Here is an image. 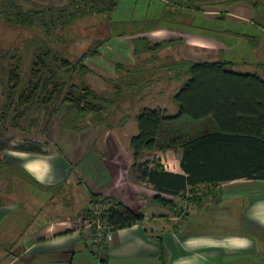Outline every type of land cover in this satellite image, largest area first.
<instances>
[{
  "label": "crops",
  "instance_id": "obj_1",
  "mask_svg": "<svg viewBox=\"0 0 264 264\" xmlns=\"http://www.w3.org/2000/svg\"><path fill=\"white\" fill-rule=\"evenodd\" d=\"M161 1L169 8H176L172 3L174 0ZM223 8L205 5L193 12L194 19L190 25H186L184 20H175L151 29L146 35L151 40H160L181 32L183 38L176 47L177 55L192 60H215L189 56L178 50L185 49L186 46L203 47L209 54L221 50L218 40L196 32V23L198 15L204 14L211 22L222 13L233 26L247 24L244 28L229 30L231 35L228 36L236 39L233 43L241 46L243 52L248 50L253 55L252 60L226 61L232 62V67L243 63L247 69L235 70L256 72L264 79V0H256L255 4L240 0ZM172 25H179L180 28H173ZM113 41H118L116 52L109 48L106 41L102 44V49L109 57H106V61L131 64L134 59L128 37H119ZM235 47L232 52H235ZM98 57H101V53L96 57L97 60L95 57L87 58L92 71L86 76L90 84L91 76H98L102 80L114 76L112 64L109 66ZM156 80L161 83L166 81ZM179 84V81H166V84H161L160 89L156 88L158 86H151L144 93L147 97L143 99V107L160 108L168 114H175L178 104L172 96ZM103 85L106 87L104 80ZM104 86L96 89L102 90ZM137 113L135 111L134 114L122 116L117 134H96L92 138L85 137L84 134L68 136V149L65 153L56 147L52 136H48V152L2 146L0 155L4 160L22 167L36 183L26 182L18 176L0 178L1 183L11 181L13 187V201L0 198V264H177L180 258L193 255L203 257L199 264H264V224L259 222L264 218V146L247 138H230L237 144L229 149L226 147L230 142L229 137L210 135L208 144L213 149L210 150L207 173L213 175L212 179L196 185L187 184L178 194L173 195L155 189L141 175L139 163L145 160L143 157L147 153H155V158L164 170L185 175L181 164L183 147L178 145L170 149L144 151L132 158L129 139L138 131L135 120ZM192 128L203 134L221 132L211 118L195 121ZM224 128L226 131L230 130V124H225ZM120 144L124 145L128 156H121L117 151ZM195 147L201 158L205 151L204 140L198 141ZM8 155L16 157L13 158L17 161H10V157L6 159ZM85 155H88L87 159ZM80 159L83 161L81 168L72 167L73 161L76 163ZM53 162L57 164L54 169L51 167ZM149 162L150 165L154 163ZM74 171L81 178L77 183V196L80 194L85 200L88 199L89 190L108 196H112L110 193L113 192L115 201H121L141 214V219L132 225L112 230V238L105 245L103 258L89 250V229L85 225L74 224L79 215L76 218L73 215L70 219H57L53 215L43 218V210L47 205L36 195L40 196L45 191L49 196L55 187L69 180ZM42 173L44 182L36 179ZM89 177L93 179L90 180ZM35 187L38 193L34 192ZM191 188L202 190L203 194L194 200L187 199ZM14 189L17 198H13ZM157 195L171 198L175 201L176 208L184 206L187 210L182 216H177L173 211L174 207L154 200ZM72 199L74 205H81L76 198ZM61 207L73 212L72 206ZM37 216L41 219L37 220ZM234 237H247L251 246L242 250L227 249L225 246L229 239ZM193 238L197 240V244L186 251V241Z\"/></svg>",
  "mask_w": 264,
  "mask_h": 264
},
{
  "label": "trees",
  "instance_id": "obj_2",
  "mask_svg": "<svg viewBox=\"0 0 264 264\" xmlns=\"http://www.w3.org/2000/svg\"><path fill=\"white\" fill-rule=\"evenodd\" d=\"M235 1L240 0H222V3L208 1L206 6L225 8ZM246 1L256 3V0ZM172 3L178 8L183 6L177 0ZM117 4L118 0H68L66 5L60 7L23 9L13 0H2L0 13L7 23L38 28L43 36L36 34L24 40L21 55L17 59H20L21 67L16 58L8 66L0 63V99L3 96L5 98L0 110V121L25 131L31 116L52 104L50 112L58 116L59 125L77 132L91 131L88 125L100 123L102 118L99 114L123 97L124 90L138 89L145 79L152 80L156 75L155 79L180 82L172 96L178 104V111L171 115L160 108H141L135 116L138 131L130 137L129 149L132 158H136L144 151L164 150L181 145V164L185 175L164 170L158 162L150 165L148 160H143L139 163L141 175L155 189L176 195L187 184L196 185L212 179L213 175L207 173L210 150L213 149L208 144L210 135L229 137L230 142L226 146L229 149L237 144L231 139L237 138H247L264 146L262 77L256 72L235 70L232 62L226 60H192L180 57L175 53L176 47L182 42L178 35L151 40L146 35L147 32L164 23L175 22L173 10L169 9L166 15H155L152 18L112 20L110 15ZM201 7L196 6L197 10ZM85 16L108 18L110 34L91 43L76 57L67 56L51 45L49 37L57 30H64L74 20ZM219 17H224V14L221 13ZM111 36L130 38L134 61L127 65L113 62L114 76L103 78L106 87L99 90L87 80V74L92 71L86 59L99 56L100 46ZM26 59L28 63L24 68ZM205 118H211L221 132L203 134L192 128L195 121ZM225 124H230V130L226 131ZM200 140H204L205 149L201 158L195 147ZM38 145L27 144L21 148L42 151ZM11 176L36 183L22 167L5 161L0 155V178ZM63 186L61 183L54 189L58 190ZM88 195L81 213L74 216L76 218L82 214L80 220L83 219L84 224L86 219L103 218L113 230L130 226L141 219L140 213L110 197H103L91 190ZM154 200L165 206L176 205L173 199L161 195L155 196ZM96 204L99 207L106 204L108 207L96 213L92 209ZM63 206L78 207L71 198ZM88 247L94 253L89 245Z\"/></svg>",
  "mask_w": 264,
  "mask_h": 264
},
{
  "label": "rangeland",
  "instance_id": "obj_3",
  "mask_svg": "<svg viewBox=\"0 0 264 264\" xmlns=\"http://www.w3.org/2000/svg\"><path fill=\"white\" fill-rule=\"evenodd\" d=\"M1 1L2 0H0V2ZM13 1L17 3L20 7L22 6L23 9H30V8L42 9L48 7H60L66 5L68 2V0H13ZM177 1H179V3H181L183 6H181L180 8L178 7L169 8L161 0H153L152 2L143 1V0H118L117 7L110 15V19L132 20V19L152 18L156 16L158 17L159 15H166L167 13L166 11L170 9L175 11L176 21L184 20V23H186V25L187 24L190 25L192 20L194 19L193 12L198 11L196 6L203 7L208 3V1H219L222 3V0H177ZM150 8L153 9L150 10ZM197 20L198 23H196L197 25L196 32L200 33L203 36L218 40V42L222 46L221 50L209 54L207 53L208 50H206L203 47L198 48L193 46H186L185 49H182L180 51L178 50L179 53L181 52L182 54L183 53L186 55L189 54V56L191 55L199 58H211L215 60H226V59L234 60V61H242L243 59L252 60L251 58L253 57V55H251L248 50L243 52L241 46L239 45L236 46V43H233L236 39H233L231 38V36H228L231 35V33L228 32L229 30L233 31L238 29L239 27L244 28L245 26H247V24L240 26H233L232 23H230V21L227 20L225 16L214 18L210 22L204 14L201 16L198 15ZM172 26L173 28H180L179 25H176V27L175 25ZM190 30L195 31L194 29H189V31ZM36 34H40L41 36H43L38 28L35 27L27 28V27H21V25H14L7 23L3 19L2 14L0 13V63H2L4 66L6 65L8 66L11 62L15 61V58H16V62H18L20 59L18 61L17 59L18 56L21 55L22 52L21 47L23 46L24 40L31 36H36ZM109 34L110 33H109L108 18L102 16H85V17L77 18L71 24L65 27L64 30H57L52 37H49V39L51 45L61 50L65 55L76 57L80 55L83 51H85L91 45V43L94 44L97 40L103 39L107 37ZM178 34H179L178 36L183 38L181 32H178ZM118 38L119 37L111 36L106 40L107 44H109V48H111L114 52H116L115 49L118 48L117 46L118 41H113V40H116ZM102 46L103 45H101L99 48L101 57L98 58H102V60H105V62L110 66L113 62L110 60L106 61L107 60L106 57H108L107 56L108 54L105 53V50L102 49ZM234 47H235V52H232ZM176 51L177 50L175 49V53ZM23 54L26 57L24 52ZM88 61L89 60L86 59L87 64ZM18 63L20 64L21 67L20 61ZM27 63H28V59H26L25 62L23 63V67L25 66L24 68L27 67ZM233 67L234 69H240V70L247 69L243 63L236 64V66ZM254 69H256V67ZM113 70L114 68L112 67V71ZM155 76L154 78H152V80L145 79L144 84L138 89L124 90L123 97H120L119 99L115 100L112 104H110V106L106 109V111H103L102 113L99 114L101 115L100 117L102 118L100 123L98 124L90 123L88 125V127L91 128V131H89L90 130L89 129L86 132L83 130L77 132L68 127L59 125L58 124L59 120L57 119L58 116L56 117L52 115L50 112L53 106L52 104H50L48 107L39 110L36 114H33V116H31V119L25 131H21L18 128H12L8 126L7 122L4 123L3 121H0V145L4 146V148L15 149L23 145L27 146V144L30 145L39 144L37 147L41 149L42 152L43 151L48 152L50 149V142L48 136H52L55 140L56 147L65 153L68 149L66 138H68V136L70 135L80 136L84 134L85 137L89 136L92 138V136L96 134H101V135L117 134L118 133L117 128L119 126L120 121L122 120V116L128 113L134 114L135 111H139L143 107V104L145 102L143 99H146L147 97L144 96V93L147 92L151 86H154V88L158 86L156 88L160 89L161 84H166V81L162 83L160 81L156 82L157 80L155 79ZM90 78H91V84L95 88H100L104 86L103 80L98 76L97 77L91 76ZM4 103H5V98L3 96L0 99V110L2 104ZM89 118L91 120L92 116ZM120 145L117 147V151L120 152L121 156L124 155L128 156L124 148V145L121 146ZM10 151L11 150H9V154ZM9 157L10 155H8L6 159ZM13 157H10L9 160L17 161L14 159L16 157L14 158ZM84 157L85 159H87L88 155H85ZM143 158L145 160H149L152 162L154 161L152 165L158 162L157 159L155 158V153H147V156ZM82 163L83 161L81 159L78 160V162L76 163L75 161H73L72 167L81 168ZM51 167L54 169L57 167V164L53 162ZM70 176L71 177L69 178V180L65 182L62 181L64 182L63 187H61L58 190L54 189L49 196L48 193H46L45 191L40 193L41 194L40 196L36 195V197L40 198V200L44 201L47 205L46 208H44L43 210V215H45V217H43L44 219H47L49 215L50 216L53 215L52 217L57 219H62L64 217H68V219H70L72 218L73 215H77L81 213L83 206H85L86 204V199L84 200V198L80 194L79 196H77L76 194L77 192H79L77 183L81 178L80 175L77 174V171H74ZM89 179L92 180L93 178L89 177ZM11 184L12 183L9 180L2 181V183L0 181V198H4L8 201H13L11 196L13 187ZM33 190L34 192L38 193L37 187H35V189ZM197 192H200V195H197ZM112 193H110V195L112 196H108L102 193H98V194L102 195L103 197H110L115 200L114 198L115 195ZM16 194L17 192L14 189L12 194L13 198H17ZM202 194H203L202 190L197 191L191 189L189 191V194H187V199L194 200V198L199 197ZM70 198L71 199L76 198L78 201L81 202V205H79L77 208L73 207L72 213L70 209H63L61 207ZM119 203L123 204L121 201H119ZM107 207L108 205L105 204V205H100L99 208L100 210H104ZM29 209H33V208H29ZM186 210L187 208L184 206H180L177 208L174 206L173 208V211L177 216H182ZM44 211H46V213H44ZM81 216L82 214L76 218L77 220L74 221V224L76 223L78 225H84V223H82L83 219L80 220ZM36 219L40 220L41 218L37 216ZM86 227L89 229V233H90L92 227L91 226H86ZM8 248L9 250L11 249L10 247Z\"/></svg>",
  "mask_w": 264,
  "mask_h": 264
},
{
  "label": "built area",
  "instance_id": "obj_4",
  "mask_svg": "<svg viewBox=\"0 0 264 264\" xmlns=\"http://www.w3.org/2000/svg\"><path fill=\"white\" fill-rule=\"evenodd\" d=\"M94 212H99V206L93 205L92 206ZM85 226H91V232L88 235V245L90 246L91 250L96 254L97 257L103 258L105 253V245L106 243L111 240L112 238V229L109 224L104 221L103 218L97 220H85Z\"/></svg>",
  "mask_w": 264,
  "mask_h": 264
},
{
  "label": "clouds",
  "instance_id": "obj_5",
  "mask_svg": "<svg viewBox=\"0 0 264 264\" xmlns=\"http://www.w3.org/2000/svg\"><path fill=\"white\" fill-rule=\"evenodd\" d=\"M26 168L28 167L27 165L25 166ZM30 170V169H29ZM36 179L39 180L40 182H44V174H40L36 176ZM260 223L264 224V218H261ZM197 244L196 239H189L186 241L185 245V250H190L192 246H195ZM251 246V241L247 237H234L230 238L228 241V244L225 246L229 250H242L246 249ZM203 257L200 255H193L190 257H183L180 258L177 262V264H199V261Z\"/></svg>",
  "mask_w": 264,
  "mask_h": 264
}]
</instances>
